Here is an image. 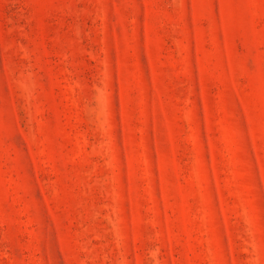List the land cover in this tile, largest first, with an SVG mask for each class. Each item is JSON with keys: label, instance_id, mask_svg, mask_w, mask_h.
<instances>
[{"label": "rangeland", "instance_id": "obj_1", "mask_svg": "<svg viewBox=\"0 0 264 264\" xmlns=\"http://www.w3.org/2000/svg\"><path fill=\"white\" fill-rule=\"evenodd\" d=\"M0 264H264V0H0Z\"/></svg>", "mask_w": 264, "mask_h": 264}]
</instances>
